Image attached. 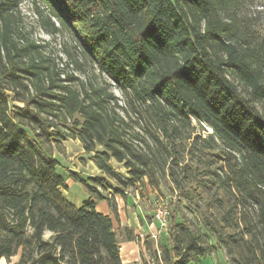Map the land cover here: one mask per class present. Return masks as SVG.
<instances>
[{"label": "trees", "instance_id": "16d2710c", "mask_svg": "<svg viewBox=\"0 0 264 264\" xmlns=\"http://www.w3.org/2000/svg\"><path fill=\"white\" fill-rule=\"evenodd\" d=\"M233 2L32 0L41 30L68 33L82 62L103 76L101 86L64 73L22 31L16 1L0 0V260L122 264L112 191L124 197L145 180L159 188L180 152L193 154L194 141L185 143L198 138L190 133L195 123L233 160L225 184L237 203L221 219L193 205V223L169 210L164 241L143 246L153 264H202L215 251L206 232L230 264H264V112L252 102L264 103V71L254 50L230 39ZM67 139L78 141L103 175L67 172L89 196L79 207L64 195L67 180L54 156ZM108 181L116 188L108 185L106 196ZM172 183L182 191L177 179ZM102 200L114 218L96 212ZM240 202L254 207L255 219L238 239L224 228L237 225L232 215ZM140 264H149L143 254Z\"/></svg>", "mask_w": 264, "mask_h": 264}, {"label": "rangeland", "instance_id": "374dc122", "mask_svg": "<svg viewBox=\"0 0 264 264\" xmlns=\"http://www.w3.org/2000/svg\"><path fill=\"white\" fill-rule=\"evenodd\" d=\"M12 1H16L17 11L20 17L19 26L26 34V37L42 45L46 55L58 63L64 73H72L82 82L87 81L104 86L105 80L103 76L91 64L82 62L79 56V49L76 48L75 43L68 33H58L54 37L45 34L39 27L37 17L33 13L32 0ZM41 9L43 14L47 15L46 10L42 7ZM227 13L232 25L231 41L238 42L243 47H249L251 50H254V55L260 59L264 71V0H234ZM65 53H68V57ZM75 61L81 63L78 68H75ZM229 78L237 84L241 93L247 96V90L244 85L237 82L231 75H229ZM110 91L113 95L120 98L116 90L110 88ZM252 102L261 112H264L263 102L258 100H253ZM193 127L194 129L190 131L192 134L191 137L192 139L196 136L198 138L185 143L188 145L194 141L196 148L193 149V154L187 155L184 151L180 152L179 157L181 161L179 165L173 167V173L170 170L166 171L167 176L161 179L159 188L155 189L150 187L145 180L143 186L136 185L129 188L127 190L128 195L125 196V204L130 206V210H140L139 213L147 218L148 227L145 226L142 239L151 241L154 245H160L166 237L165 233L158 234V227L152 221L151 212L155 203H165L168 211L175 209L181 217H186L192 223L195 221V212H190L191 209H194L192 207L193 205L211 219H221L237 203L234 196L235 192L231 190L229 185L225 184L229 166L233 161L228 156V151L216 137H213V140L209 138V135L212 133L210 129L205 126L201 128L195 123H193ZM205 143L211 145V149L202 152L201 147ZM81 150L82 148L78 141L67 139L62 142V147L54 151V156L60 163L58 173L64 179L67 180L68 171L78 173V169H81V167H84L85 172L89 175L94 173L91 155H85ZM58 154H60L59 157ZM233 155L238 158L237 154L233 153ZM172 158L171 156L168 162ZM113 165L121 173H124V170L117 164L113 163ZM173 179H177L181 183L182 191L175 189L172 183ZM107 183L105 184L107 188L103 189V194L106 196L110 195L108 185H113L116 188L111 182L108 181ZM112 193L115 195L113 191ZM79 194L80 191L78 193L73 189L70 192L67 191V195L64 193L65 197L69 196L68 201L72 200L70 196L75 195L78 197ZM116 196L120 197V195ZM184 197L189 198L190 202H186ZM75 203L79 205L80 200ZM232 218L236 221L237 225L224 228V232L236 234L239 239L242 237L241 231L245 230L246 224L252 223L255 219L254 207L240 202L234 210ZM204 233L208 236L210 244L215 247L214 253L209 257L211 264H230L224 249L218 246L210 235L206 232ZM128 235L129 233L125 232V235H122L123 239L128 237ZM257 236L260 241H263L262 235L257 234ZM44 238L47 240L49 233H46ZM243 238L249 240L250 237L244 235ZM142 239L138 238L139 243H136L139 248V253L143 254L149 264H153V258L149 254V251L142 246ZM17 260L18 256L11 258L10 261L3 260V264H14Z\"/></svg>", "mask_w": 264, "mask_h": 264}, {"label": "crops", "instance_id": "0c3cea01", "mask_svg": "<svg viewBox=\"0 0 264 264\" xmlns=\"http://www.w3.org/2000/svg\"><path fill=\"white\" fill-rule=\"evenodd\" d=\"M81 152H83V150H81ZM59 155L60 154H58V157ZM92 168L94 170L93 171L94 173H91L92 175H89L88 173H86L85 172L86 170L84 167H81V169L79 168L78 173L80 176L103 177V175L96 169L94 165ZM68 181L70 180L66 181V185L68 186L69 192L71 191V189H73L75 192H78V193L80 191V194L78 195L79 198L76 197L75 195L70 196L72 197L71 198L72 200L69 202L73 206L79 207L82 204V202L89 199V196L82 190L79 184L73 183L72 181L68 183ZM65 194L67 195V192H65ZM127 195L128 193L126 192L125 196ZM125 196L117 197L116 195H113V199L116 202V219L114 220V225H115L117 235H118V241H119V246H120V258H121L122 264H133V263L140 264V255L142 253H139V248L136 245V243H139L138 238L142 239V234L145 231V226L148 227V221H147V218H145L139 213L140 210L139 211L136 209L130 210V206L128 204H125L126 203ZM68 197H66V199H68ZM79 200H80V204L76 205L75 202ZM95 210L96 212L103 214V215L111 214L110 209L105 200L97 202L95 206ZM111 217L114 218L112 214H111ZM125 232H128L129 235L128 237H125L123 239L122 235H125ZM141 241H142V246H143L144 239H142ZM3 260L4 259L0 260V264H3ZM202 264H211V261L208 258L207 260L203 261Z\"/></svg>", "mask_w": 264, "mask_h": 264}, {"label": "built area", "instance_id": "2783aa9c", "mask_svg": "<svg viewBox=\"0 0 264 264\" xmlns=\"http://www.w3.org/2000/svg\"><path fill=\"white\" fill-rule=\"evenodd\" d=\"M151 217H152V221L155 222L158 227V234L166 233L168 226L167 205L163 202L155 203L152 208Z\"/></svg>", "mask_w": 264, "mask_h": 264}]
</instances>
